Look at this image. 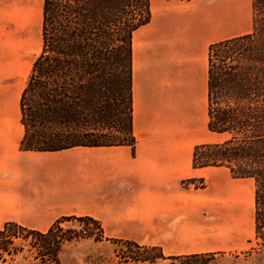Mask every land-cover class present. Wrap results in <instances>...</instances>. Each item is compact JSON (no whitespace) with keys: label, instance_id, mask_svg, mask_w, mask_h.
Wrapping results in <instances>:
<instances>
[{"label":"crops","instance_id":"obj_1","mask_svg":"<svg viewBox=\"0 0 264 264\" xmlns=\"http://www.w3.org/2000/svg\"><path fill=\"white\" fill-rule=\"evenodd\" d=\"M43 7L0 0V228L13 222L44 232L61 217L89 216L105 237L165 256L241 246L255 198L227 168L193 161L198 145L222 137L208 130L209 47L250 32L252 0L241 12L228 0H152L151 20L133 38L135 149L22 151L21 95L32 63L23 73L21 65L42 42Z\"/></svg>","mask_w":264,"mask_h":264},{"label":"trees","instance_id":"obj_2","mask_svg":"<svg viewBox=\"0 0 264 264\" xmlns=\"http://www.w3.org/2000/svg\"><path fill=\"white\" fill-rule=\"evenodd\" d=\"M151 2L44 0L41 52L21 95L22 151L135 149L133 38L150 22ZM252 10L251 32L209 47L208 130L223 139L198 145L193 165L225 167L234 179L254 181L255 240L264 248V0H252ZM70 219L93 224L96 240L104 238L100 222L89 216L61 217L44 232L9 222L0 228V264L28 256L60 264L67 243L94 237L88 228L64 229ZM125 242L142 250L144 260L164 258L158 247ZM151 251L160 254L150 259Z\"/></svg>","mask_w":264,"mask_h":264},{"label":"rangeland","instance_id":"obj_3","mask_svg":"<svg viewBox=\"0 0 264 264\" xmlns=\"http://www.w3.org/2000/svg\"><path fill=\"white\" fill-rule=\"evenodd\" d=\"M239 2V3H238ZM244 0H228L229 8L241 12ZM35 21V20H34ZM33 21V22H34ZM253 13L249 19L248 28L252 31ZM41 43L30 47L27 50V62H22L21 69L24 72V65L31 62V69L34 61L41 52ZM29 51V52H28ZM24 64V65H23ZM31 72V71H30ZM223 137L216 136L214 140H222ZM201 183L198 182L197 185ZM241 190L246 196L252 195L255 198V183L250 179L241 180ZM71 217V216H70ZM255 222L252 227L247 222L246 227L242 230L238 224V230L244 231V242L241 246L236 247L234 251H217L213 256H201L199 258L171 257L157 258L154 260H144L143 251L134 246H130L123 239H111L104 236L101 241L96 240L99 233L93 224L87 225L77 220L70 219L65 221L62 227L66 230L72 229L81 231L90 229L94 233L91 238H79L71 243H67L60 253V264H264V248L255 240ZM142 246V245H141ZM160 254L159 251H151L146 255L150 259ZM27 257V253H26ZM12 264H43L33 257L28 256L26 259L19 257ZM55 264V263H49Z\"/></svg>","mask_w":264,"mask_h":264},{"label":"bare ground","instance_id":"obj_4","mask_svg":"<svg viewBox=\"0 0 264 264\" xmlns=\"http://www.w3.org/2000/svg\"><path fill=\"white\" fill-rule=\"evenodd\" d=\"M241 1V0H240ZM239 3V2H238Z\"/></svg>","mask_w":264,"mask_h":264}]
</instances>
